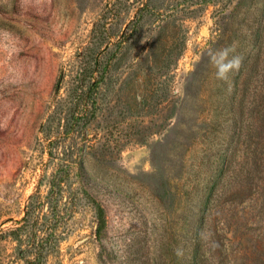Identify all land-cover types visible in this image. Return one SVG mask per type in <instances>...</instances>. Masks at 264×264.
<instances>
[{
	"label": "rangeland",
	"instance_id": "obj_1",
	"mask_svg": "<svg viewBox=\"0 0 264 264\" xmlns=\"http://www.w3.org/2000/svg\"><path fill=\"white\" fill-rule=\"evenodd\" d=\"M195 263L264 264V0H0V264Z\"/></svg>",
	"mask_w": 264,
	"mask_h": 264
},
{
	"label": "clouds",
	"instance_id": "obj_2",
	"mask_svg": "<svg viewBox=\"0 0 264 264\" xmlns=\"http://www.w3.org/2000/svg\"><path fill=\"white\" fill-rule=\"evenodd\" d=\"M234 48L222 49L212 57L216 79L228 83L231 76L242 66V57L234 54Z\"/></svg>",
	"mask_w": 264,
	"mask_h": 264
},
{
	"label": "trees",
	"instance_id": "obj_3",
	"mask_svg": "<svg viewBox=\"0 0 264 264\" xmlns=\"http://www.w3.org/2000/svg\"><path fill=\"white\" fill-rule=\"evenodd\" d=\"M247 163H249V160L247 159ZM247 174L250 176V170L247 172ZM196 264V263H195ZM200 264V263H199Z\"/></svg>",
	"mask_w": 264,
	"mask_h": 264
}]
</instances>
